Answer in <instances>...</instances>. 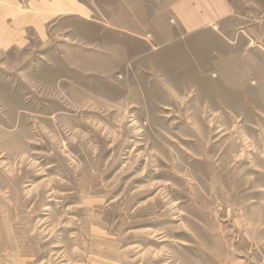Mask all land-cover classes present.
Masks as SVG:
<instances>
[{"label":"rangeland","instance_id":"obj_1","mask_svg":"<svg viewBox=\"0 0 264 264\" xmlns=\"http://www.w3.org/2000/svg\"><path fill=\"white\" fill-rule=\"evenodd\" d=\"M183 1L0 0V264H264V0Z\"/></svg>","mask_w":264,"mask_h":264},{"label":"crops","instance_id":"obj_2","mask_svg":"<svg viewBox=\"0 0 264 264\" xmlns=\"http://www.w3.org/2000/svg\"><path fill=\"white\" fill-rule=\"evenodd\" d=\"M173 12L183 20L187 30L193 31L202 25L218 22L233 15L234 9L229 0H184L175 5ZM35 22L42 23L37 18ZM13 45L17 44L11 43V46Z\"/></svg>","mask_w":264,"mask_h":264}]
</instances>
